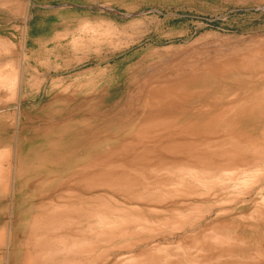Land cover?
<instances>
[{
    "label": "rangeland",
    "instance_id": "374dc122",
    "mask_svg": "<svg viewBox=\"0 0 264 264\" xmlns=\"http://www.w3.org/2000/svg\"><path fill=\"white\" fill-rule=\"evenodd\" d=\"M255 58L264 0H0V264H213L200 237L219 208L187 193L200 187L251 192L220 207L236 233L226 264L262 250L264 117L248 137L221 124L223 107L264 96V64L231 77L222 63ZM176 78L220 94L159 104Z\"/></svg>",
    "mask_w": 264,
    "mask_h": 264
},
{
    "label": "bare ground",
    "instance_id": "6f19581e",
    "mask_svg": "<svg viewBox=\"0 0 264 264\" xmlns=\"http://www.w3.org/2000/svg\"><path fill=\"white\" fill-rule=\"evenodd\" d=\"M100 37V36H99ZM259 48V47H258ZM248 50V49H247ZM262 52V51H261ZM241 56V55H240ZM192 59H194V58H192ZM232 60L234 59V58H231ZM237 59V58H236ZM240 59H242V58H240ZM257 58H255L254 60L253 59H251V60H241L238 64H239V67H236V66H234V67H232V64L231 63H228V62H225V63H222L223 65H226L228 68H224V70L223 71H225L226 69H227V72L229 73L228 75L229 76H231V77H238V75H239V77H241V74L243 73H245L246 74V72H249L253 67L254 68H256V67H262V65L264 64V58L263 59H259V60H256ZM204 60V59H203ZM225 60V59H224ZM227 60H230V59H227ZM238 60V59H237ZM215 63V62H214ZM217 63H218V61H217ZM233 63V62H232ZM180 64V63H179ZM206 64V63H205ZM219 64V63H218ZM218 64H215V65H218ZM228 64H231V65H228ZM164 65V64H163ZM204 65V64H203ZM215 65H211V66H215ZM194 66V65H193ZM196 66V65H195ZM159 67V66H158ZM225 67V66H224ZM174 68V67H173ZM172 68V69H173ZM190 68V67H189ZM207 68H209V67H207ZM152 69V68H151ZM194 69V68H193ZM215 69V68H214ZM221 69H223V68H221ZM155 70V69H154ZM205 70V69H204ZM213 70V69H212ZM150 71H152V70H150ZM196 71V70H195ZM223 71H221V72H223ZM184 72V71H183ZM203 72V71H202ZM212 72V71H211ZM190 73V72H189ZM195 73V72H194ZM179 74V73H178ZM182 73H180V75H181ZM187 74V73H186ZM186 74H184V75H186ZM196 74V73H195ZM253 74V73H252ZM261 74V73H260ZM194 75V74H193ZM249 75H250V73H249ZM254 75V74H253ZM154 76V75H153ZM212 76H213V74H212ZM255 76V75H254ZM24 77V75H20L19 77H18V80L17 81H13L14 82V84H11L10 86H12V85H14V87H16V91H15V94L17 93V97H18V100L20 99V96H21V84H22V78ZM181 77V76H180ZM191 77V76H190ZM215 77V76H214ZM250 77V76H249ZM251 77H252V75H251ZM8 78V77H7ZM216 78V77H215ZM246 78V77H245ZM253 78V77H252ZM178 78H176L175 79V81H177V82H179V83H177V84H179L178 85V87L177 88H179V89H177V90H173L172 92H169V91H165V90H163L160 94V100L158 101L159 102V104L160 103H166V104H170L169 106H171V105H179V106H181L180 108H182V107H187V105H189V104H192V101H190V97H194V96H196V100H198V97L199 96H201V98H203V99H211V100H213V99H215V94L217 93V94H220V92L219 91H215V92H210V91H204L203 93L202 92H200V91H197V89H196V91H195V93H194V88H189V87H184V86H188V84L191 82V79L192 78H189V80H182L181 82L180 81H178L177 80ZM197 79V78H196ZM219 79V78H218ZM0 80H1V78H0ZM157 80V79H156ZM166 80V79H165ZM207 80V79H206ZM6 81V80H5ZM174 81V82H175ZM254 81V80H253ZM262 81V80H261ZM12 82V83H13ZM141 82V81H140ZM143 82H145V81H143ZM171 83H173L172 81H170ZM243 82V81H242ZM7 83V82H6ZM159 83V82H158ZM162 83V82H161ZM169 83V82H168ZM234 83V82H233ZM239 83V82H238ZM238 83H236V84H238ZM241 83V82H240ZM247 83V82H246ZM170 84V83H169ZM177 84H175V85H177ZM5 85H8V83L7 84H5ZM241 85V84H240ZM169 86V85H168ZM172 86H174V85H172ZM242 86V85H241ZM7 87V86H6ZM9 87V86H8ZM167 87V86H166ZM236 87V86H235ZM13 88V87H12ZM148 88V87H147ZM232 88V87H231ZM236 88H238V87H236ZM142 89V88H141ZM240 89V88H239ZM14 90V89H13ZM143 90V89H142ZM142 92V91H141ZM144 92H145V90H144ZM240 92V91H239ZM254 92V91H253ZM257 94H258V92H257ZM256 94V96H253L252 98H253V100H251V102L250 101H248L249 103H247V105L243 102V103H241L242 102V100L241 101H239L237 104H234V103H232V106H229V107H223L224 109H223V111L221 112V116H223L222 117V119H223V121L224 122H222L221 124H223V126H225V128H229V130H231L232 132H234L235 134H238V135H243V136H246V137H248V136H250V135H253V133H251L250 131H251V129H252V127H255V125H258L259 126V124L258 123H256L255 121H257L258 119H261L262 117H264V96L263 95H257ZM147 95V94H146ZM200 98V97H199ZM241 99V98H240ZM231 100V99H230ZM195 101V100H194ZM230 103L232 102V101H229ZM247 102V101H246ZM197 103H198V101H197ZM146 104V103H145ZM154 104H155V102H154ZM208 104V103H207ZM212 104V103H211ZM204 105H206V104H204ZM219 105V104H218ZM141 106V105H140ZM201 106V105H200ZM203 106V105H202ZM201 106V107H202ZM194 107V106H193ZM203 108V112H204V114H207V118H209L208 120H206V123H204L203 125H201L204 129H209L210 127H211V124H213V121H215L214 120V117H213V119H211L212 117L210 116L211 114L209 113V111H210V109L208 108V107H202ZM188 109V108H187ZM180 110V109H179ZM188 110H190V109H188ZM212 110H214V109H212ZM146 111V110H145ZM144 111V112H145ZM178 111V110H177ZM165 112V111H164ZM169 112V111H168ZM142 113V112H141ZM140 114V113H139ZM152 114H153V111H152ZM167 114V113H166ZM197 114H199V112H197ZM200 115V114H199ZM90 116H92V115H90ZM210 116V117H209ZM93 117V116H92ZM216 120H217V117L215 118ZM195 123V122H194ZM201 126H199V127H197V129H199V128H201ZM179 129V128H178ZM201 134V133H200ZM111 135V134H110ZM9 155V154H8ZM7 155V156H8ZM5 157V156H4ZM3 156H2V158H4ZM1 158V159H2ZM0 159V160H1ZM6 160H7V158H6ZM5 162V161H4ZM5 165V164H4ZM9 164L7 163V166H8ZM1 166V165H0ZM6 166V167H7ZM2 167V166H1ZM1 169V168H0ZM4 169H6V168H4ZM165 169H168V168H164V170ZM8 170V169H7ZM177 170V169H176ZM181 170V169H180ZM185 170H187V169H185ZM1 171H2V169H1ZM0 171V172H1ZM166 171V170H165ZM174 171V170H173ZM179 171V170H178ZM192 171V170H191ZM174 172H176V171H174ZM187 172V171H186ZM186 172H185V176H187L186 175ZM189 172V171H188ZM254 172V171H253ZM252 172V173H253ZM263 172V171H262ZM2 173V172H1ZM0 173V174H1ZM6 173V172H5ZM4 173V174H5ZM181 173V172H180ZM180 173H174V174H179V176H180ZM3 174V173H2ZM3 174V175H4ZM208 174V173H207ZM226 174V173H225ZM232 174V173H231ZM254 174V173H253ZM6 175V174H5ZM7 175H9L8 173H7ZM14 175V170H13V172H12V176ZM181 175H182V173H181ZM192 175V174H191ZM204 175V174H203ZM235 175H237L236 173H235ZM248 175V174H247ZM201 176V175H200ZM205 176V175H204ZM2 177V176H1ZM8 177V176H7ZM220 177H221V175H220ZM223 177V176H222ZM225 177V176H224ZM234 178L235 176H230V178ZM260 177V176H259ZM12 178H14V176L12 177ZM181 178V177H180ZM192 178V177H191ZM199 179H200V177H198ZM202 178V177H201ZM229 177H227V179H228ZM245 178V177H244ZM258 178V177H257ZM5 179V178H4ZM6 179H8V178H6ZM188 179V178H187ZM223 179V178H222ZM227 179L225 180L226 182H227ZM235 179V178H234ZM262 179V178H261ZM2 180V179H1ZM184 180V179H183ZM190 180V179H189ZM213 180V179H212ZM243 180V179H242ZM3 181V180H2ZM177 181V180H176ZM182 181V180H181ZM197 181V180H196ZM202 181V180H201ZM210 181V180H209ZM217 181V180H216ZM216 181H215V183H216ZM229 181V180H228ZM232 181H233V179H232ZM231 181V182H232ZM245 181V180H244ZM244 181H240L241 183L242 182H244ZM250 181V180H249ZM260 181V180H259ZM4 182V181H3ZM186 182V181H185ZM200 182V181H199ZM208 182V181H207ZM223 182V181H222ZM253 182V181H252ZM255 182H256V180H255ZM261 182V181H260ZM37 183V182H36ZM202 183V182H201ZM245 183H246V181H245ZM257 183V182H256ZM255 183V184H256ZM0 184H3L2 182L0 183ZM35 184V183H34ZM152 184V183H151ZM189 184V183H188ZM204 183H202V185H203ZM207 184V183H206ZM214 184V183H213ZM220 184V183H219ZM242 184H244V183H242ZM251 184V183H250ZM6 185V184H5ZM153 185H155V184H153ZM157 185H159V184H156V186ZM179 184H177V186H178ZM199 185V184H198ZM201 185V186H202ZM240 185V184H239ZM253 185V184H252ZM128 186V185H127ZM160 186V185H159ZM159 186H157V187H159ZM171 186V185H170ZM177 186L175 187V188H177ZM257 186H258V184H257ZM2 187V186H1ZM146 187H148V186H146ZM162 187V186H161ZM191 187V186H190ZM213 187V186H212ZM234 187V186H233ZM237 187V186H236ZM3 188H4V184H3ZM145 188V187H144ZM188 188V187H187ZM195 188V187H194ZM200 188H202V189H200ZM199 189L197 188V189H189L188 191H187V193L188 194H193V195H197V197H198V195H199V197H202L203 199H205L206 201H210V200H216L215 202H216V206L219 208V210H215L216 212L214 213L213 211H212V209H210V208H213V206L215 207V205H213L212 207L210 206L209 207V209H210V211H209V209L208 208H206V209H208V210H206L207 211V213H208V211H209V213H208V217H213V219H214V221L210 224V226H209V228H207V230L203 233V235H202V238L200 237V240H201V244L203 245V248H202V250H203V254H205L206 255V257H208V258H210V259H207L206 261H213L212 263L214 264V263H216V264H226L227 262L228 263H231V262H233L234 260L233 259H231L232 257H233V254L231 253V255L230 256H228L229 255V253H227L228 252V249H229V247H231V244H232V242H233V240H234V238L236 237V233H232L233 231H230V230H232L233 228H234V224H233V222L232 223H227L226 221H224L223 219H221V216L222 215H224L225 213H227L229 210H224V212H223V209L222 208H220L221 206H223V205H225V204H228L229 203V206H231L232 205V207L233 206H236V205H238V203L239 202H236L238 199H237V196L238 195H242V197H244L245 195L246 196H248V195H251L250 193L251 192H249L248 190L246 191V190H243L241 193H239L238 191V195H236V194H233V195H231V196H236V197H234V198H232L231 197V199L230 200H226V199H221V198H217L216 199V197L218 196V193H213L212 194V198H214V199H211V195H207V193H209V192H206L205 190H207V191H209V189H205V187H200ZM254 188V187H253ZM155 189V188H154ZM157 189V188H156ZM205 189V190H204ZM234 189H237V188H234ZM244 189V188H243ZM247 189V188H246ZM256 189V188H255ZM170 190V189H169ZM173 190V189H172ZM211 190V189H210ZM212 190H214V189H212ZM250 190H251V188H250ZM257 190V189H256ZM260 190L261 191H263V189L261 188V189H259V192H260ZM2 191H4L3 189H2ZM180 191H182V190H180ZM254 191V190H253ZM0 192H1V189H0ZM66 192V191H65ZM144 192V191H143ZM153 192V191H152ZM161 192V191H160ZM164 192H165V190H164ZM168 192V191H167ZM170 192V191H169ZM175 192V191H174ZM185 192V191H184ZM255 192V191H254ZM2 194H3V192H1ZM6 193V192H5ZM167 194H169V193H166V195ZM4 195V194H3ZM133 195V194H132ZM132 195H130V196H132ZM171 195H172V193H171ZM180 195V194H179ZM129 196V197H130ZM144 196V195H143ZM146 196V195H145ZM157 196V195H156ZM163 196H165V195H163ZM175 196V195H174ZM129 197H127V198H129ZM138 198H139V196H137ZM158 197V196H157ZM168 197H172V196H170V195H168ZM179 197V196H178ZM177 197V198H178ZM189 197H191V196H188V198ZM9 198V197H8ZM131 198V197H130ZM138 198H136V199H138ZM140 198H142V197H140ZM146 198H149V197H146ZM145 198V199H146ZM165 198V197H164ZM173 198V197H172ZM182 198H183V196H182ZM194 198V197H193ZM250 198V197H249ZM132 200H133V198H131ZM135 199V198H134ZM161 199H162V195H161ZM169 199V198H168ZM184 199V198H183ZM242 199V198H241ZM128 200V199H127ZM141 200V199H140ZM143 200V199H142ZM141 200V201H142ZM153 200H154V198H153ZM166 200V199H165ZM125 201V200H124ZM159 201V200H158ZM171 201V200H170ZM245 201V200H244ZM244 201H240L241 203H243ZM249 201V200H248ZM131 202V201H130ZM136 202H138V201H136ZM66 203V202H65ZM64 203V204H65ZM152 203V202H151ZM155 203V202H154ZM52 204V203H51ZM149 204V203H148ZM156 205H157V203H155ZM41 205H42V203H41ZM194 205V204H193ZM36 207H37V205H35ZM40 206V205H39ZM38 206V207H39ZM78 206V205H77ZM115 206V205H114ZM117 206V205H116ZM160 206V205H159ZM226 206V205H225ZM53 207V206H52ZM263 207V206H262ZM51 208V207H50ZM56 208V207H55ZM54 208V209H55ZM83 208V207H82ZM98 209L100 208V207H97ZM112 208V207H111ZM119 208V207H118ZM124 208V207H123ZM204 208V209H205ZM230 208V207H229ZM52 209V208H51ZM190 209H191V207H190ZM193 209V208H192ZM231 209V208H230ZM261 209V208H260ZM108 210V209H107ZM114 210V209H113ZM112 210V211H113ZM147 210V209H146ZM185 210V209H184ZM186 210H187V208H186ZM111 211V212H112ZM129 211V210H128ZM151 211V210H150ZM156 211V210H155ZM173 211V210H172ZM227 211V212H226ZM52 212V211H51ZM96 212V211H95ZM161 212V211H160ZM187 212V211H186ZM255 213H253V214H257V216H259L260 218H261V220H264V209L262 208V210H255L254 211ZM59 213V212H58ZM76 213V212H75ZM87 213V212H86ZM113 213V212H112ZM177 213V212H176ZM207 213H206V215H207ZM224 213V214H223ZM50 214H52V213H50ZM89 214V213H88ZM96 214V213H95ZM116 214V213H115ZM167 214V213H166ZM185 214V213H184ZM193 214V213H192ZM204 214H205V212H204ZM119 215V214H118ZM190 215V214H189ZM193 215H195V214H193ZM239 215V214H238ZM8 216V215H7ZM108 216H110V214L108 215ZM107 216V217H108ZM205 216V215H204ZM253 216V215H252ZM257 216H256V218H257ZM119 217V216H118ZM191 217V216H190ZM254 217V216H253ZM253 217H251V218H253ZM43 218V217H42ZM52 218H53V215H52ZM81 218V217H80ZM99 218V217H98ZM112 218H113V215H112ZM120 218V217H119ZM204 218V217H203ZM250 218V219H251ZM255 218V217H254ZM104 219V218H103ZM118 219V218H117ZM116 219V220H117ZM178 219V218H177ZM184 219V218H183ZM231 219H233V218H231ZM236 219V218H235ZM249 219V218H248ZM94 220V219H93ZM97 220V219H96ZM102 220V219H101ZM100 220V221H101ZM173 220V219H172ZM180 220H181V217H180ZM192 220V219H191ZM200 220V219H199ZM237 220V219H236ZM240 220V219H239ZM254 220V219H253ZM74 221V220H73ZM99 221V220H98ZM166 221V220H165ZM164 221V222H165ZM189 221H190V219H189ZM189 221H186V223L187 222H189ZM62 222V221H61ZM60 222V223H61ZM102 222H103V220H102ZM191 222V221H190ZM194 222H196V220L194 221ZM237 222V221H236ZM253 222V221H252ZM55 223V222H54ZM67 223V222H66ZM184 223V222H183ZM244 223H246V222H244ZM64 224V223H63ZM98 224V223H97ZM40 225V224H39ZM47 225V224H46ZM103 225V224H102ZM187 225V224H186ZM252 225H254V224H252ZM28 226V225H27ZM35 226H36V224H35ZM65 226H68V225H66L65 224ZM89 226V225H88ZM91 226V225H90ZM105 226V225H104ZM31 227H32V225H31ZM76 227V226H75ZM125 227V226H124ZM181 227V226H180ZM239 227V226H238ZM242 227V226H241ZM5 228V227H4ZM85 228V227H84ZM101 228V227H100ZM104 228V227H103ZM106 228V227H105ZM156 228V227H155ZM188 228H189V226H188ZM191 228V227H190ZM45 229V228H44ZM59 229V228H58ZM65 229V228H64ZM86 229V228H85ZM125 229V228H124ZM123 229V230H124ZM182 229V228H181ZM244 229V228H243ZM4 230V229H3ZM35 230V229H34ZM47 230V229H46ZM60 230V229H59ZM68 230V229H67ZM101 230V229H100ZM106 230V229H105ZM126 230V229H125ZM180 230V229H179ZM198 230V229H197ZM240 230V229H239ZM242 230V229H241ZM245 230V229H244ZM251 230V229H250ZM52 231V230H51ZM53 232V231H52ZM98 232V231H97ZM107 232V231H106ZM111 232H113V231H111ZM114 232H116V231H114ZM127 232V231H126ZM94 233V230H93V232H91V234H93ZM99 233V232H98ZM104 233V232H103ZM102 233V234H103ZM117 233V232H116ZM116 233H115V235H116ZM189 233H191V232H189ZM90 234V233H89ZM113 234V233H112ZM172 234V233H171ZM158 235V234H157ZM183 235V234H182ZM4 237V236H3ZM39 237V236H38ZM89 237V236H88ZM92 237V236H91ZM94 237H96V236H94ZM107 237V236H106ZM110 237V236H109ZM17 238V237H16ZM99 238V237H98ZM101 238V237H100ZM99 238V239H100ZM112 237H110V239H111ZM186 238V237H185ZM104 239V238H103ZM102 239V240H103ZM108 239V238H107ZM8 240V239H7ZM49 240V239H48ZM53 240V239H52ZM64 240V239H63ZM85 240V239H84ZM106 240V239H105ZM124 240V239H123ZM9 241V240H8ZM40 241V240H39ZM47 241V240H46ZM59 242H60V240H58ZM65 241H66V238H65ZM68 241V240H67ZM187 241V240H186ZM185 241V242H186ZM0 242L1 243H3L2 242V238L0 237ZM51 242V241H50ZM85 242V241H84ZM107 242H108V240H107ZM54 243V242H53ZM74 243V242H73ZM109 243V242H108ZM4 244V243H3ZM52 244V243H51ZM70 244H72V243H70ZM111 244V243H110ZM123 244V243H122ZM9 245V244H8ZM116 245V244H115ZM165 245H166V243H165ZM58 246V245H57ZM65 246V245H64ZM47 247V246H46ZM71 247V246H70ZM177 247V246H176ZM1 248V247H0ZM41 248V247H40ZM109 248V247H108ZM153 248V247H152ZM167 248H168V246H167ZM4 249V248H3ZM163 249H164V247H163ZM166 249V248H165ZM71 250V249H70ZM146 250H148L147 248H146ZM68 251V250H67ZM144 251V250H143ZM195 251V250H194ZM206 252V253H205ZM70 253V252H69ZM227 253V254H226ZM135 254H137V253H135ZM98 255V254H97ZM131 255V254H130ZM142 255V254H141ZM235 255V254H234ZM100 256V255H99ZM129 256V255H128ZM127 256V257H128ZM158 256V255H157ZM109 257V256H108ZM117 257H119V256H117ZM122 258H124L123 256H121ZM125 257H126V255H125ZM156 257V256H155ZM227 257L229 258V261H226L225 259H227ZM140 258V257H139ZM157 258V257H156ZM66 259V258H65ZM121 258H117V260L119 261ZM57 260V259H56ZM62 260V259H61ZM60 260V261H61ZM79 260V259H78ZM132 260H134L133 259V257H132ZM70 261V260H69ZM57 262H59V260L57 261ZM71 262V261H70ZM115 262V261H114ZM128 263H129V261H127ZM130 262H133V261H130ZM51 262H49V264H50ZM125 263V262H124ZM139 263V262H138ZM59 264H60V262H59ZM70 264H72V263H70ZM76 264V263H75ZM113 264V263H112ZM119 264V263H118ZM238 264H264V248L262 249V250H260V249H258V250H254V251H251L250 252V255H247V258L246 259H244V260H242V262L240 263H238Z\"/></svg>",
    "mask_w": 264,
    "mask_h": 264
}]
</instances>
